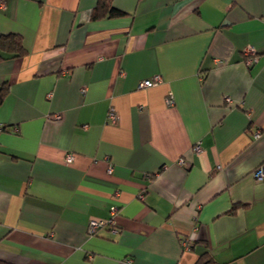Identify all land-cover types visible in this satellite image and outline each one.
<instances>
[{
	"label": "crops",
	"instance_id": "1",
	"mask_svg": "<svg viewBox=\"0 0 264 264\" xmlns=\"http://www.w3.org/2000/svg\"><path fill=\"white\" fill-rule=\"evenodd\" d=\"M97 1L0 0V259L264 264V0Z\"/></svg>",
	"mask_w": 264,
	"mask_h": 264
},
{
	"label": "built area",
	"instance_id": "2",
	"mask_svg": "<svg viewBox=\"0 0 264 264\" xmlns=\"http://www.w3.org/2000/svg\"><path fill=\"white\" fill-rule=\"evenodd\" d=\"M245 51H246V54L249 56L247 61L252 62L256 59L255 52H254L253 48L248 47V48H246ZM160 81H161L160 75L156 74V75L152 76L151 78L142 80L140 82L139 86L149 87L152 85H156ZM82 91H84V89H82ZM165 102L167 105L173 104V97H172L171 93H169L166 96ZM106 117H107L108 122H110V123H114L117 120L118 116H117V113L113 107H109V109L107 110ZM259 134H260L259 130H256L254 133V137L259 136ZM195 150H197V151L199 150V145L195 146ZM65 160L67 162H71L73 160V154L71 152H67L65 155ZM180 162H183V159H180ZM108 171L109 172L112 171L111 166L108 168ZM252 176L256 180H264V163H261L259 166H257L252 171ZM106 226H110V228H113L114 227V220L112 218L111 219H91L88 222L87 233L88 234H95V233H97V231L100 228H103Z\"/></svg>",
	"mask_w": 264,
	"mask_h": 264
},
{
	"label": "trees",
	"instance_id": "3",
	"mask_svg": "<svg viewBox=\"0 0 264 264\" xmlns=\"http://www.w3.org/2000/svg\"><path fill=\"white\" fill-rule=\"evenodd\" d=\"M123 12L112 6L110 0H98L90 12V17L96 19L102 16L120 15ZM23 48L19 39L15 34H0V59L19 56L23 53ZM6 92L4 86L0 87V101ZM0 264H14L6 260L0 259Z\"/></svg>",
	"mask_w": 264,
	"mask_h": 264
}]
</instances>
